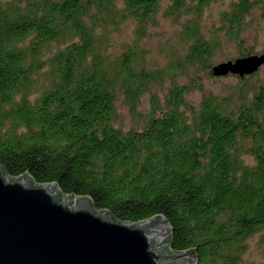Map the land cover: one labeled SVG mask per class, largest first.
Returning <instances> with one entry per match:
<instances>
[{
  "label": "trees",
  "instance_id": "obj_1",
  "mask_svg": "<svg viewBox=\"0 0 264 264\" xmlns=\"http://www.w3.org/2000/svg\"><path fill=\"white\" fill-rule=\"evenodd\" d=\"M211 1L0 0L4 171L90 196L120 221L161 214L172 249L194 248L196 264H241L250 236L264 241V80L235 74L224 92L196 104L186 96L201 87V71L213 75L220 38L205 37L196 20ZM163 6L187 18L178 42L160 47L171 54L160 66L142 38ZM254 8L264 20V0H236L223 12L229 40ZM126 19L133 39L112 53L108 26ZM188 72L196 77L181 82ZM166 78L164 98L150 95L147 123L117 124L118 99L133 109Z\"/></svg>",
  "mask_w": 264,
  "mask_h": 264
},
{
  "label": "water",
  "instance_id": "obj_2",
  "mask_svg": "<svg viewBox=\"0 0 264 264\" xmlns=\"http://www.w3.org/2000/svg\"><path fill=\"white\" fill-rule=\"evenodd\" d=\"M264 65V51L211 66L213 75L243 77ZM171 227L157 214L120 221L90 196L55 183L11 177L0 165V264H196L195 249L171 247Z\"/></svg>",
  "mask_w": 264,
  "mask_h": 264
},
{
  "label": "rangeland",
  "instance_id": "obj_3",
  "mask_svg": "<svg viewBox=\"0 0 264 264\" xmlns=\"http://www.w3.org/2000/svg\"><path fill=\"white\" fill-rule=\"evenodd\" d=\"M236 0H212L199 15L196 17L200 33L205 37H217L219 47L214 51L212 64L220 61L231 60L240 56L241 50L244 49L251 54L264 51V20L262 19L258 8H254L249 16L244 18L240 28L239 39H228L225 36V25H223V12L228 11L230 5ZM187 14L181 18L170 17L164 13V6L155 14V20L147 26L148 34L142 38V44L152 53L150 57L160 66H164L171 59V54L167 51H159L161 46H165L171 38L172 42H178V35L183 30L184 20ZM134 22L132 19H126L119 23L109 25L107 40L110 41L108 50L116 53L120 50L118 44L131 41L134 36ZM216 40V39H215ZM173 43V47L177 45ZM184 54V51L177 52L178 56ZM191 71V70H190ZM258 76L264 80V65L257 70ZM195 72H188L180 80L187 82L194 78ZM201 87L193 88L186 96L196 104L202 93L214 91L217 93L224 92L226 88L232 85L236 80L235 74L211 75L206 71L199 74ZM170 86V79L166 78L162 84H152L147 91L140 94V99L133 109L123 102V98L118 99L116 109L118 110L117 124H121L124 129L130 127L140 128L147 123V117L150 112V95L156 92L161 99L164 98V92ZM241 264H261L264 262V241L260 240L259 234L250 236L247 240L246 250L243 253Z\"/></svg>",
  "mask_w": 264,
  "mask_h": 264
}]
</instances>
